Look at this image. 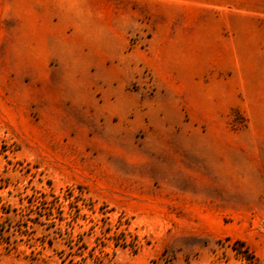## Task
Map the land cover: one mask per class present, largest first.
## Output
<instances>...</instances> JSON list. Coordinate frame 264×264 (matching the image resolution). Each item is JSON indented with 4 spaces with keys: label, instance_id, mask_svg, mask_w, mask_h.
<instances>
[{
    "label": "rangeland",
    "instance_id": "obj_1",
    "mask_svg": "<svg viewBox=\"0 0 264 264\" xmlns=\"http://www.w3.org/2000/svg\"><path fill=\"white\" fill-rule=\"evenodd\" d=\"M35 196L0 264H264V0H0V225Z\"/></svg>",
    "mask_w": 264,
    "mask_h": 264
},
{
    "label": "trees",
    "instance_id": "obj_2",
    "mask_svg": "<svg viewBox=\"0 0 264 264\" xmlns=\"http://www.w3.org/2000/svg\"><path fill=\"white\" fill-rule=\"evenodd\" d=\"M76 215H71L72 221H75L79 215L80 208L76 205L74 206ZM60 208L55 204L54 201H45L43 197L35 196L34 198L29 200V203L25 205L21 211H18L17 214L20 215L18 222H22L18 224V227L14 225H5V222H2L0 225V246H4V248L8 251H15L18 253H24L26 250L20 249L21 244L19 242H24L28 248L31 249L28 256H33V258H38V255L42 254V249L46 248L45 241L41 242L42 249L38 250L37 243L33 242L34 234L36 232V226H47V228H52L56 225L55 218H59L63 220V210H59ZM58 214V216L55 214ZM73 210V209H72ZM47 221V222H46ZM71 221V226H72ZM18 233L21 238L17 236L13 239L12 235ZM116 244L118 245H128L126 238L118 237L119 234L116 235ZM121 240V241H120ZM239 244H243L242 241H238ZM48 246H53V240L48 241ZM87 246L84 242L79 243V240L74 241L72 232H71V257L69 261L71 264H85L86 256H84V249ZM246 254V258L249 262H253L254 264H260L258 259L255 257L254 253L246 247L244 250ZM76 256H82L81 259L77 260ZM66 258V257H65Z\"/></svg>",
    "mask_w": 264,
    "mask_h": 264
}]
</instances>
